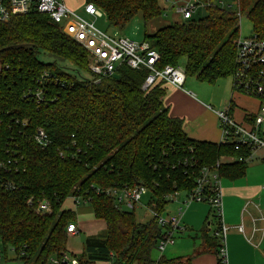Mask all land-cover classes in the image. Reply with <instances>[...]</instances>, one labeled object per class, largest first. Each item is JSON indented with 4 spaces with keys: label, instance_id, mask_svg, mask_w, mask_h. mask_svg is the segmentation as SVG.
I'll use <instances>...</instances> for the list:
<instances>
[{
    "label": "trees",
    "instance_id": "1",
    "mask_svg": "<svg viewBox=\"0 0 264 264\" xmlns=\"http://www.w3.org/2000/svg\"><path fill=\"white\" fill-rule=\"evenodd\" d=\"M85 1L118 29L138 14L147 26L164 13L160 0ZM200 1L210 3L205 17L199 12L145 33L144 42L159 53L158 69L185 61L186 78L215 85L239 69L242 15L251 21L254 36L264 40V0H238L239 14L213 0ZM19 44L34 49L2 51ZM41 52L53 62H42ZM90 63L89 52L48 15L31 12L0 22V241L22 264L60 258L68 253L67 228L76 219L62 206L80 196L92 199L88 204L106 233L86 239L85 253L75 257L79 264H172L177 260L155 257L162 232L157 220L139 222L135 211L118 210L103 191L142 185L151 193L150 208L162 214L168 196L190 193L201 172L218 162L222 179L244 178L247 162H221V157L250 159L252 149L190 139L183 121L164 105L167 88L142 90L148 71L121 66L118 79L98 82ZM233 91L245 94L234 80ZM255 97L264 105V87ZM229 105L231 115L233 101ZM40 130L48 137L46 147L36 141ZM43 200L50 213L38 211Z\"/></svg>",
    "mask_w": 264,
    "mask_h": 264
},
{
    "label": "built area",
    "instance_id": "2",
    "mask_svg": "<svg viewBox=\"0 0 264 264\" xmlns=\"http://www.w3.org/2000/svg\"><path fill=\"white\" fill-rule=\"evenodd\" d=\"M215 1L213 0V5L224 8L222 3L218 4ZM164 2L171 3L169 0H164ZM208 5L210 3L204 4L200 0H189L186 1L184 6L175 7V12L184 22L193 19L199 12L202 13V9ZM171 6L173 7V3H171ZM31 12L48 15L61 26L65 35L89 52L91 56L90 70L93 75L99 78L98 82L102 78L114 77L121 66H126L132 70L148 71V75L142 84V90L146 92L158 84L183 89L186 83L187 78L184 68L169 65L164 69L157 68V63L161 57L148 43H137L128 38L110 36L98 29L96 21L102 18L104 13L92 2L86 3L84 6L85 14L93 19L92 22H88L70 10L64 0H0L1 23L9 22L14 16L26 15ZM237 14H239V10ZM237 63L239 69L233 76L236 87L248 96L260 95L264 87V40L254 35L245 39L240 37L237 41ZM208 109L213 110L211 107H208ZM214 112L221 122L222 138L220 144H234L237 150L248 147L252 149L253 153L256 150H264V105H260L248 126L240 125L231 118L229 106ZM36 141L41 147H46L49 143L46 133L42 130L39 131ZM250 159L221 157V162L248 163ZM220 164L218 162L216 168H206L201 172L196 188L190 193L182 194L185 196L182 204L185 208L193 203H205L210 206L216 221L213 237L221 242L218 248L220 263L228 264L226 239L230 228L223 221V179L217 172ZM103 192L113 199L118 210L133 212L139 207L142 197L149 190L142 185H138L136 187L113 188ZM180 196L181 193H175L168 196L167 201L172 203L175 198ZM73 199L78 206L88 204L92 200L89 198L83 200L80 196H75ZM183 207L178 210L175 216H169L165 219L161 213L147 205L153 219H156L162 228L157 244V250L161 256L169 246L175 244V234H184L187 230L182 224ZM51 210V205L47 200H43L38 204L40 213H50ZM238 230L242 232L243 227H239ZM67 232L68 235H76L78 229L73 224L67 228ZM0 264L22 263L15 259L12 249L6 251L0 243ZM49 264H79V261L76 258H71L69 253H65L60 258H53L49 261Z\"/></svg>",
    "mask_w": 264,
    "mask_h": 264
},
{
    "label": "crops",
    "instance_id": "3",
    "mask_svg": "<svg viewBox=\"0 0 264 264\" xmlns=\"http://www.w3.org/2000/svg\"><path fill=\"white\" fill-rule=\"evenodd\" d=\"M64 2L69 9L72 5L74 7L80 5L70 0H64ZM163 3L164 0H160V5L165 10ZM175 21V23L183 22L180 17L175 18ZM175 23L157 19L149 24V26L155 25V27L148 33L154 34L160 28ZM159 24L160 26H158ZM165 87L167 88V95L164 99V105L169 109L172 117L183 121L186 135L198 142L220 143L222 138L221 122L214 111L225 109L228 107L227 104L222 109L214 108L203 99H199L194 92L184 90V87L183 89L168 85ZM197 90L203 98L204 96L207 98V94L201 85H197ZM234 94L232 87L230 102L233 101ZM208 107L213 110L208 109ZM236 107L237 104L233 102L231 118L240 125L246 123L248 126L249 119L257 110L251 112L246 107ZM259 153L255 156L258 157L257 160L252 156L250 162L248 161L244 178L236 181L222 180L223 221L230 228L226 239L228 264H264V173H262L261 168L256 167V162L261 161L264 164V150ZM181 207H183L182 203L179 204L177 211ZM183 209L182 222L186 223L187 232L178 235V239L184 238L188 234H194L191 236L196 241L199 238L198 234H204L206 237L202 235L198 241L200 243L199 249L196 248V241L190 243L177 239V242L169 246L162 256L169 251L170 257H164L168 260H177L172 264H218V249L213 237L216 221L213 218L212 209L202 203H193L187 208L183 207ZM206 223L209 227L207 229L204 228ZM239 227H243L242 232L238 230ZM189 238L191 237L189 236ZM160 257L161 255L158 254L156 259Z\"/></svg>",
    "mask_w": 264,
    "mask_h": 264
},
{
    "label": "rangeland",
    "instance_id": "4",
    "mask_svg": "<svg viewBox=\"0 0 264 264\" xmlns=\"http://www.w3.org/2000/svg\"><path fill=\"white\" fill-rule=\"evenodd\" d=\"M70 1L77 2L78 4H80L78 7H74V5H72L70 10L74 11L76 15L84 18L88 22L93 21V19L87 16L84 12V5L86 4L85 0H70ZM169 1L173 3V7L171 6V3L164 2L163 5H164L165 10H164L162 17L159 18V20H165L166 22L170 21L171 23H175L176 22L175 18H178L175 12V7L184 6V4L186 3V0H169ZM215 2L218 4L222 3L224 8H226L227 10H231V12L233 13L238 12L237 0H216ZM197 18L199 17L197 16ZM160 24L158 26H160ZM96 27L100 29L101 31L106 32L110 36L124 37L132 41H135L137 43H143L145 33H148L151 29H153V27H155V25L145 26L142 15L138 14L125 28L118 29L116 27L111 26L106 16L103 15L102 18L96 21ZM240 33H241L242 39L249 38L254 35L253 25L246 15H242L240 18ZM38 57L44 63L53 62V58L49 56L48 54H45L44 52H41ZM184 66H185V61H182L180 64V67L184 68ZM65 67H69V66H67L66 64ZM69 70L70 68H67V71ZM89 78L91 77L89 76ZM198 84L203 87L204 92L207 94V98L205 96L203 98L201 93L197 90ZM232 87H233L232 77L225 79V80H220L215 85L200 83L195 78H187L186 83L184 85V90H189L191 92H194L195 95H197L199 99H203L208 104L214 106V108L222 109L224 108L226 104H227L226 106H229L230 100L232 99ZM234 95L235 96H233V102L237 104L236 108L246 107L247 109L251 110V112L256 111V110L258 111L260 107V102L257 98L248 96L240 92H235ZM246 125L247 124L245 123L244 126ZM260 151L262 150H256L252 154L255 160H257L258 158V157H255L256 154H258ZM259 155H261V153H259ZM256 167L261 168L262 173H264V164L261 161L256 162ZM182 194L184 193H181L180 197L175 198L173 202L168 205V207L162 213L163 218L167 219L169 216L171 217L177 214L178 212L177 209L179 207V204L182 203L183 200L185 199V196ZM150 199H151V193L148 192L146 195L142 197L139 207L135 210V214L137 215L138 220L141 223H145V222L147 223L153 219L151 211L147 209V205ZM202 204H205V203H202ZM206 205L209 208V205L208 204ZM62 208L63 210L68 211L72 214H75L76 216L74 225L79 229V232L75 236H70L69 243H68V253L71 256V258L79 257L83 255V253H85L84 247H85L86 239L91 238V237L103 238L106 233V226L102 221L96 218L92 205H89V204L82 205L81 204L77 206L76 202L72 198V199H67L64 202ZM182 224L186 227V223L184 221L182 222ZM213 226L212 228H214ZM204 228L205 229L209 228L207 226V223L204 225ZM186 232H184V234ZM191 235H194V234H191ZM191 235L188 234L186 237L184 238L180 237V239H178L179 237L178 234H175L174 236L175 243L177 242V239L178 241L184 240V241H189L190 243H192L193 241H196L193 239L194 237L192 238ZM198 235H199V238L197 239L198 241H200V239L202 238L201 237L202 235L206 237L204 234H198ZM189 236L191 238H189ZM198 241H196V248L199 249L200 243ZM214 241L219 248L221 244L220 240L214 239ZM155 253H156L155 257H157L158 254L160 255V253L157 251H155ZM164 256L170 257L169 251ZM113 263H114V260L109 261V262H96L95 264H113Z\"/></svg>",
    "mask_w": 264,
    "mask_h": 264
},
{
    "label": "water",
    "instance_id": "5",
    "mask_svg": "<svg viewBox=\"0 0 264 264\" xmlns=\"http://www.w3.org/2000/svg\"><path fill=\"white\" fill-rule=\"evenodd\" d=\"M206 9L203 8L202 9V16L205 17L206 16ZM34 49V47L30 44H19V45H13V46H9L4 48L2 51H9V50H32ZM115 79H118L119 76L118 75H114Z\"/></svg>",
    "mask_w": 264,
    "mask_h": 264
}]
</instances>
